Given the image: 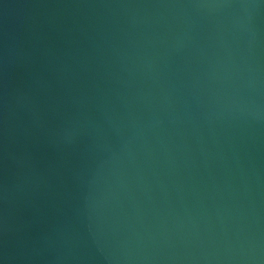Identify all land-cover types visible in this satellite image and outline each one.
I'll return each mask as SVG.
<instances>
[{
  "label": "water",
  "instance_id": "95a60500",
  "mask_svg": "<svg viewBox=\"0 0 264 264\" xmlns=\"http://www.w3.org/2000/svg\"><path fill=\"white\" fill-rule=\"evenodd\" d=\"M0 264H264V0H0Z\"/></svg>",
  "mask_w": 264,
  "mask_h": 264
}]
</instances>
